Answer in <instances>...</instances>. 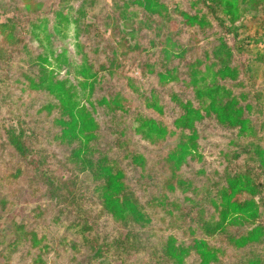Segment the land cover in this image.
Here are the masks:
<instances>
[{
  "label": "trees",
  "instance_id": "obj_1",
  "mask_svg": "<svg viewBox=\"0 0 264 264\" xmlns=\"http://www.w3.org/2000/svg\"><path fill=\"white\" fill-rule=\"evenodd\" d=\"M23 2L30 12L31 0ZM95 3L96 0H60L49 14L29 21L31 46L23 40L16 43L22 46L23 57L17 61L18 75L13 83L22 90L50 98L40 111L55 114L53 140L68 149L64 155L67 165L92 178V193L105 215L126 228H146L153 221L148 205L158 203L165 214L185 224V234L191 243L171 235L163 237L154 253L156 264H187L193 255L197 257V264H225V249L211 243L217 237L224 238V244L232 251L229 264H264V97L248 82L253 74L251 62L262 68L264 74V43L256 38L264 34V0H190L189 9L179 11L178 15L188 28L208 33L218 27L227 34L226 38L219 32L214 33L215 39L203 57L192 60L188 59V47L180 44L173 34L172 25L175 28L177 25L168 3L115 1L114 7L127 21V27L133 29L137 24L139 31L148 30L157 40L151 41L149 50H158L163 64L161 69L149 65L145 73L155 76L162 89L177 85L193 95V100L170 95L179 110L172 126L161 119L164 109L158 103L156 91L150 99L144 96V107L158 117L139 114L132 122L122 95L96 97V91L102 89L105 81L102 70L108 71L111 77L114 74L105 65L95 68L82 41L87 11ZM254 24L260 27L252 29ZM8 29V25L1 24L0 35L13 42L15 31ZM244 33L247 36L242 39ZM251 42L257 48V56L250 63L246 59L240 61L239 56L245 58L243 50ZM21 66L28 70H22ZM2 106L9 108V105ZM99 108H104L112 137L106 151L97 146L102 129ZM208 119L236 132L227 143L231 149L220 153L224 169L211 175L200 169L194 171L195 180L184 179L180 173L190 162L204 160L202 142L208 137L200 132L199 125ZM9 121L4 130L8 145L29 165L35 168L41 165L45 157L41 154L38 160L34 158L38 147L31 143L38 137L36 131L19 117L13 116ZM170 139L176 143L162 157L163 166L171 173L167 191L160 195L149 193L148 203L143 204L128 184L123 158L146 173L148 159L134 145L137 147L139 142L158 145ZM113 151L123 154L122 160L112 157ZM241 153L247 155L248 161L232 170L229 162L232 158L239 159ZM200 179L204 180L197 182ZM178 193L190 196H185L184 201L172 199ZM184 204L191 206L190 212L183 211ZM82 220L62 225L93 254L94 259H88L90 264H126L125 254L130 252L126 243L117 240L99 245L89 236L92 228L88 219ZM17 227V236L7 247L16 251L22 244H28L35 250L34 263L44 264L43 254L50 248L46 236L35 230L28 231L24 224Z\"/></svg>",
  "mask_w": 264,
  "mask_h": 264
},
{
  "label": "rangeland",
  "instance_id": "obj_2",
  "mask_svg": "<svg viewBox=\"0 0 264 264\" xmlns=\"http://www.w3.org/2000/svg\"><path fill=\"white\" fill-rule=\"evenodd\" d=\"M59 1L31 0L30 12H27L23 0H0V25H8L10 27L8 30L15 31L16 35L13 42L6 41L4 36L0 35V92L2 93V98L0 97V264H35V250H31L28 244H22L16 251H13V247H7L9 241L17 236V226L21 224H24L28 231L35 230L46 236V242L50 248L43 254L44 264H90L88 259H94L93 254L81 244L79 238L62 225L82 219H88L92 228L89 236L92 240L98 241L99 245L117 240L126 243L130 251L125 254L126 264H156L154 253L163 237L171 235L180 241L191 243V238L185 234V224L176 217L165 214L158 203L148 205L153 221L146 228L137 226L126 228L105 215L95 194L92 193V178L79 174L71 165H67L64 155L68 153V149L53 140L56 128L52 126V118L55 114L48 115L45 111H40L50 102V98L42 93L22 90L13 83V79L18 75L15 69L19 65L17 61L23 57L22 46L16 43L23 40L31 46L29 21L37 16L49 14ZM115 1L119 0H96L93 9L87 11L85 19L87 26H85L82 41L87 47L89 57L95 63L96 69L105 65L114 74L111 77L108 71L102 70L105 81L101 85L102 89L97 90L95 95L97 98L112 95V93L122 95L123 105L128 109L132 122L133 117L139 114L158 117L157 113L144 107V96L150 99L154 95L153 91H156L158 103L164 109L161 119L172 126L178 117L179 110L171 102L170 95L178 94L184 100H193V95L177 85L162 89L155 76L145 73L149 65L154 64L157 69H161L163 64L159 59L158 50L155 49L153 52L149 50L151 41L157 40L148 30L139 31L140 26L137 24L133 29L127 27V21L114 7ZM163 2L169 4L175 17L177 28L172 25L173 34L180 44L188 47V59L203 57L207 47L215 39L214 33L219 32L227 38V34L218 27L206 33L198 29H190L185 25L178 15L179 11L189 9L190 0H163ZM239 25L240 23L237 24ZM256 27L260 26L257 24L251 26L252 29ZM246 36L247 34L244 33L242 39ZM229 38L233 44V37ZM256 38L264 43V34L260 33ZM252 44L253 42L243 50L245 58L239 56L240 61L244 62L245 59L249 63L254 61L257 48L255 44L254 46ZM251 64L253 74H250L248 82L264 97L262 68L256 67L252 62ZM21 68L28 70L25 66ZM10 93L12 97H7ZM137 93L143 95L142 98H139ZM2 105H9V108ZM103 110L104 108L98 109L102 129L97 146L106 151L110 148L112 137ZM9 112L14 117H19L23 123L29 124L37 133V139L31 141L34 147H38L34 158L38 160L41 154L45 158L44 162L36 168L21 159L5 139L4 130L7 128L5 125H10L9 119L13 117ZM199 130L208 137L202 142L204 160L190 162L183 169L180 177L187 180H195L194 171L200 169H205L209 175L215 171L222 172L224 165L221 163L220 153L231 149L227 143L236 134L234 130L217 124L214 119L204 121L199 125ZM175 143V139H170L158 145L145 142H139L137 147L134 145V148L148 159L146 173H141L139 169L133 167L123 158V154L111 152L112 157L119 160L123 158L122 166L126 172L128 184L143 204L148 203L149 193H156L155 195L166 193L171 173L167 167L163 166L162 157ZM247 161V155L241 153L239 159L232 158L229 165L232 170H237ZM203 180L200 179L197 182ZM143 187L147 190L144 191ZM177 195L172 199L184 201L185 196H190L189 193ZM183 207L185 213L191 211L189 204H184ZM211 243L225 249L223 262L229 264L232 261V251L224 244V238H214ZM187 264H197V257L191 256Z\"/></svg>",
  "mask_w": 264,
  "mask_h": 264
}]
</instances>
